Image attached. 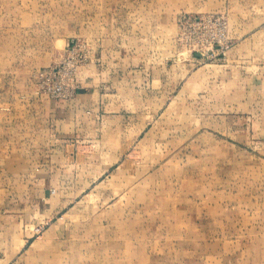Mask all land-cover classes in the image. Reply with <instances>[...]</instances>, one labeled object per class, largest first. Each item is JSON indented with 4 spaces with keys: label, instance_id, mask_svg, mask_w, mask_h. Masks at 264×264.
I'll return each instance as SVG.
<instances>
[{
    "label": "rangeland",
    "instance_id": "1",
    "mask_svg": "<svg viewBox=\"0 0 264 264\" xmlns=\"http://www.w3.org/2000/svg\"><path fill=\"white\" fill-rule=\"evenodd\" d=\"M200 18L221 21L214 53L192 43ZM240 45L264 65V0H0V83L57 100L41 77L56 67L77 90H109L122 66L166 67L168 80L176 58L230 67ZM167 94L139 135L95 138L49 171L69 199L49 220L0 159V264H264V144L237 142L201 100L197 119L171 115Z\"/></svg>",
    "mask_w": 264,
    "mask_h": 264
},
{
    "label": "crops",
    "instance_id": "2",
    "mask_svg": "<svg viewBox=\"0 0 264 264\" xmlns=\"http://www.w3.org/2000/svg\"><path fill=\"white\" fill-rule=\"evenodd\" d=\"M232 57L236 67L209 63L207 55L198 53L183 61L176 58L169 66L168 80L162 75L166 67L125 65L121 67L124 78L109 90L99 83L82 86L66 100L39 95L31 83L20 87L17 82L0 83V159L15 163L19 182L27 183L26 201L42 205V216L49 220L51 212H58L59 202L69 200L59 187L61 177L49 171L73 165L75 152L95 138L128 137L132 130L139 135L141 121L150 119L156 112L155 103L162 102L167 93L171 115L175 109L186 120L197 119L191 115L192 107L201 100L205 112L218 114V120L226 123L225 133L237 142L264 144V65L257 66V58L247 57L241 45ZM147 105L151 106L148 111L144 109ZM39 177L42 181L35 182ZM51 198L57 203L45 207ZM55 233L58 238L64 235L60 227L54 228Z\"/></svg>",
    "mask_w": 264,
    "mask_h": 264
},
{
    "label": "built area",
    "instance_id": "3",
    "mask_svg": "<svg viewBox=\"0 0 264 264\" xmlns=\"http://www.w3.org/2000/svg\"><path fill=\"white\" fill-rule=\"evenodd\" d=\"M221 24L220 20L213 21L211 18H200L195 21V24L192 23L191 26L194 28V32L191 37L192 43L194 46L198 47L203 55L205 52L210 51L214 53L217 45H221L223 41V36L211 29L216 28ZM70 69H73L71 67ZM42 78H45L47 81L43 85V89L47 94L52 97L58 98L60 100H66L70 98L72 93L77 89L71 86L70 80L66 77V72L59 68H53L49 72L41 74ZM57 80V82H50L48 80Z\"/></svg>",
    "mask_w": 264,
    "mask_h": 264
}]
</instances>
